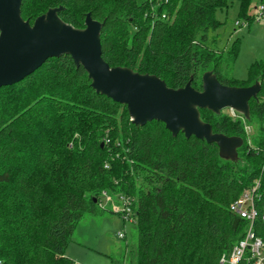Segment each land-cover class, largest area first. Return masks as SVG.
I'll return each instance as SVG.
<instances>
[{
  "label": "trees",
  "instance_id": "1",
  "mask_svg": "<svg viewBox=\"0 0 264 264\" xmlns=\"http://www.w3.org/2000/svg\"><path fill=\"white\" fill-rule=\"evenodd\" d=\"M22 0L30 24L49 9L84 28L87 14L103 24L102 59L110 68L154 75L167 87L190 82L201 90L211 71L224 86L260 83L249 102L259 125L255 149H264V63L245 82L227 76L235 46L208 45L216 10L251 0ZM264 4V0H258ZM69 56L47 60L23 81L0 88V264H75L66 249L79 222L98 215L102 192L134 201L135 264H220L244 238L247 222L230 211L259 180L256 209L264 208L263 155L248 147L243 126L222 113L200 110L213 133L238 137L237 161L219 157L215 144L182 133L172 137L152 121L134 126L126 107L97 94ZM253 232L264 243V222ZM239 264H246L240 262Z\"/></svg>",
  "mask_w": 264,
  "mask_h": 264
},
{
  "label": "water",
  "instance_id": "2",
  "mask_svg": "<svg viewBox=\"0 0 264 264\" xmlns=\"http://www.w3.org/2000/svg\"><path fill=\"white\" fill-rule=\"evenodd\" d=\"M21 1L0 0V88L23 81L49 59L69 56L86 72L97 94L126 107L134 126L160 122L172 137L182 133L185 138L215 144L221 159L237 161L243 140L213 133L212 127L200 119V110L218 116L222 110L231 109L248 122L249 102L257 100L259 82L249 87L224 86L208 71L201 76V90L194 89L190 82L173 89L154 75L110 68L102 59V23L87 14L84 28L76 29L59 18L62 8L58 7L30 24L21 17Z\"/></svg>",
  "mask_w": 264,
  "mask_h": 264
},
{
  "label": "rangeland",
  "instance_id": "3",
  "mask_svg": "<svg viewBox=\"0 0 264 264\" xmlns=\"http://www.w3.org/2000/svg\"><path fill=\"white\" fill-rule=\"evenodd\" d=\"M257 1H250L248 14L254 11ZM239 13L236 1L227 9L216 10L215 19L219 25L208 33L207 38L210 47L223 53L235 46L234 60L230 65L225 64L224 69L230 79L245 82L250 67L264 63V24L251 23L247 28H236V21H244ZM221 113L230 115L228 109ZM259 125L256 121L250 122L251 137L255 141L259 137ZM115 207L113 202L102 199L105 211L94 216L86 215L79 222L66 249V255L71 256L75 264H135L136 225L123 222L113 213ZM118 233L124 234L125 238L118 239Z\"/></svg>",
  "mask_w": 264,
  "mask_h": 264
},
{
  "label": "built area",
  "instance_id": "4",
  "mask_svg": "<svg viewBox=\"0 0 264 264\" xmlns=\"http://www.w3.org/2000/svg\"><path fill=\"white\" fill-rule=\"evenodd\" d=\"M251 23L264 24V4L258 3L247 19L242 23L240 21L235 22V27L247 28ZM228 110L230 111V118L242 124L248 147H252L257 153L260 152L263 155L261 173H264V149L258 151L255 149V146H252L251 128L242 115L234 110ZM258 190L259 180H256L254 185L244 190L242 195L230 206V211L240 219L245 220L248 225L244 238L232 248L227 256H223L220 259V264H239L240 262H245L246 264H264V243L253 232V224L258 217L264 222V208L259 212L255 206V201L259 199ZM102 199H106V202H113L116 205L113 213L117 214L123 222L135 224L134 201L132 199L121 194L110 196L104 191L101 194V202L99 203L101 209H103ZM117 237L118 239L125 238L122 233H118ZM123 264L125 263L123 262Z\"/></svg>",
  "mask_w": 264,
  "mask_h": 264
},
{
  "label": "crops",
  "instance_id": "5",
  "mask_svg": "<svg viewBox=\"0 0 264 264\" xmlns=\"http://www.w3.org/2000/svg\"><path fill=\"white\" fill-rule=\"evenodd\" d=\"M69 259H71V260H73V258L71 257V256H68V255H66ZM74 261V260H73Z\"/></svg>",
  "mask_w": 264,
  "mask_h": 264
}]
</instances>
